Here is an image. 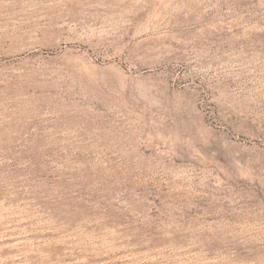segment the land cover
Returning <instances> with one entry per match:
<instances>
[{"label": "rangeland", "instance_id": "obj_1", "mask_svg": "<svg viewBox=\"0 0 264 264\" xmlns=\"http://www.w3.org/2000/svg\"><path fill=\"white\" fill-rule=\"evenodd\" d=\"M0 264H264V0H0Z\"/></svg>", "mask_w": 264, "mask_h": 264}]
</instances>
